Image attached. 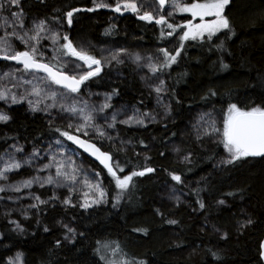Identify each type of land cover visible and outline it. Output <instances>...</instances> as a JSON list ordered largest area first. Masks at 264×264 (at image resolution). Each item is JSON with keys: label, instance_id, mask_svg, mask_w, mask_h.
I'll return each instance as SVG.
<instances>
[{"label": "trees", "instance_id": "1", "mask_svg": "<svg viewBox=\"0 0 264 264\" xmlns=\"http://www.w3.org/2000/svg\"><path fill=\"white\" fill-rule=\"evenodd\" d=\"M1 2L5 11L24 15L26 25L34 18L48 24L62 23V43H66L64 35L70 39L83 30L99 43L122 37L123 33L147 44L170 37L165 25L141 20L135 14L116 22V12L110 8L87 11L95 8L97 0H20L18 6ZM151 2L157 5L155 0ZM73 9L81 11L73 12L69 25L66 13ZM224 16L231 31L222 30L210 40L205 35L204 39L184 41L177 62L162 69L168 114L143 127L121 126L122 134L136 151H117L82 135L113 154L115 163L118 161L124 169L118 173L121 177L133 171L145 174L133 177L122 191L115 187L106 169L82 154L76 158L81 171L99 173L107 193L105 202L88 208L81 207L83 201L77 199L71 205L47 202L53 193L51 186L33 184L32 193L46 203L36 204L38 219L20 220L23 231L0 217V264H10L9 260L18 254L23 256V264H108L111 260L101 250L104 245H118L131 260L144 264H264V156L223 163L231 157L222 143L223 120L230 104L242 110L264 107V0H229ZM51 42L43 38L38 47H50ZM37 58L57 65L48 54L40 52ZM8 62L0 60L3 66ZM116 70L122 73V79H111V72ZM87 86L113 94V106L122 103L129 110H143L145 103L151 104V96L144 93L133 65L127 62L105 67L85 81L78 93L86 95ZM210 109L221 117L218 132H205L200 126L201 115ZM7 112L10 119L0 122V156L15 144L22 145L25 154H32L55 137L71 145L55 131L66 128L50 124L42 114H31L26 105L8 108ZM181 132L188 136L183 148L189 151V158L176 161L168 144ZM147 167L155 171L147 172ZM171 174L181 176V182L174 181ZM32 175V170L20 168L10 180ZM164 186L186 195V199L172 207L164 201L160 204L157 199ZM226 205L236 212L243 211L246 220L240 229L229 227L225 234L211 232V226L219 222L223 225L219 216L228 210ZM55 220L75 225L77 233L70 241H62L66 230L54 228L51 223ZM170 220L177 223L170 224Z\"/></svg>", "mask_w": 264, "mask_h": 264}, {"label": "rangeland", "instance_id": "2", "mask_svg": "<svg viewBox=\"0 0 264 264\" xmlns=\"http://www.w3.org/2000/svg\"><path fill=\"white\" fill-rule=\"evenodd\" d=\"M6 1L10 2V0ZM100 2L101 0H97V3ZM103 2L111 5L112 8L115 7V0H103ZM134 2L138 6L140 14L148 12L156 18H158L159 14H163L168 18L169 23L183 25L187 23L188 20L193 19L190 13L174 11L168 5L165 9H161L159 5L155 6L151 0H134ZM0 3H2L1 0ZM170 12L173 13L171 16H169ZM13 13L20 12L5 11L4 8L0 9V25H2V27H0V38L4 37L6 33L11 34L13 32L18 33L19 35H25V33H27L28 36L33 35V32L29 30L33 28L35 23L41 21V19L34 18L29 25H26L24 23V15L21 14L20 19L23 21V27L21 28L19 23H14V21L17 20V17L14 16ZM134 14L137 15L130 10L122 9L120 13L116 12L115 20L118 22L121 17ZM207 19H211V17ZM5 21H7V23H5ZM152 22H155V20ZM194 22L199 23V18L195 19ZM164 28L167 29V31H170L166 25ZM46 29L47 31L41 33V36L43 38L50 39L49 37H51L53 33H61L63 24L46 23ZM181 34L182 30L177 29V31L172 36L169 38L165 37L161 43L157 44H147L144 42L131 40L130 37H132V35L127 33H123L122 37L112 39L109 42L99 43L90 37L88 30L78 32L73 38H70L77 50L84 49L89 54L95 56L97 59H100L102 70L112 63L127 62L133 65L139 77V81L144 93L151 96V104L147 105L145 103L143 110H129L122 103H117L113 106L112 102L114 100V95L107 93L106 91L99 90L96 87L87 86L85 89L86 95L71 93L68 89L62 88L58 84L53 83L50 79H48L47 76L36 71H25L20 63H17L13 60H8L9 62L6 66L0 64V91L7 90V99L0 100V113L9 116L7 112L8 108L18 105H26L28 111L31 114H42L46 117L50 124L63 126L70 132H74V129H68L67 125L69 123L73 125L82 123L83 121L81 119L80 113L79 111L75 114L67 112L61 107V105H64L65 108L75 105L78 110L84 109L85 112H91L94 117V125L98 126L100 131L104 132V135L100 136L96 131H94L92 127H89L87 129L86 137L97 140L100 142V144L110 146L112 149L117 151H136L130 139L122 134L121 126L127 125L132 127H143L148 122L168 114L167 101L165 100L167 94V84L164 74L162 73V70L154 73L149 65L159 66L163 62L164 56L160 51L161 49H167L169 53L175 54L174 50L178 48L179 44L181 43L179 40V36ZM51 41L50 47L41 49L35 44V41H29L28 45H23L15 37H11V44L16 50L22 51L19 50L16 43L24 46L26 50H28L30 46H36L38 49L37 57L40 52L48 54V58L50 60H53L57 64L61 65L59 68L61 71H65L72 76L79 78L80 75H83L84 72L88 70L87 65L83 61H80L75 57L62 54L60 51V45L64 43H62L60 40L55 43L52 39ZM121 49L126 50V52H121ZM114 53H119L116 60L111 58V55ZM137 55L140 57L139 61L135 59ZM48 63L51 64L50 62ZM51 65L53 66V64ZM94 68L95 66H93V69ZM6 73L8 75H5ZM110 77L113 80H120L123 78V75L121 72L116 70L111 72ZM27 81H31V83H27ZM161 81H163V83H161ZM157 87H160L162 91L157 93L155 91ZM34 88L40 90L39 95H36L33 92ZM52 93L56 94L55 98L52 97ZM12 95L16 96L17 102H12ZM29 101H32V103L30 104ZM106 103L110 106L104 108V110L101 112L100 108ZM145 113L148 115L145 116ZM207 113L204 114V116L201 115L200 126L203 127L205 132H218L214 129L219 130L218 122L220 121L221 117H217L216 115L218 114L212 109H210ZM113 114H116L115 121H112L111 119ZM130 117L143 119V124H137L134 121L129 124L121 123V121L128 120ZM112 123L115 124V127H108V125ZM79 134L83 135L82 133ZM187 138L188 136L186 137V133L181 132V134L176 139L169 142V152L174 160L183 161L185 160V156L189 157V151H185L183 148L185 147V139ZM56 140L62 141L63 147L56 144ZM71 145L67 144V142H65L61 137H55L48 140L44 144L43 149L36 151L39 153L38 158L33 159L32 154H25L24 151H17V149H23V146L20 144L13 145L7 152L0 156V169L4 167L5 161L14 158L16 161L21 163V168L30 169L33 173V175L30 177H24L20 180H10L12 174L17 171L12 170L7 173V179L0 178V187L5 189L3 192H0V217H4L10 221L14 227H17L15 222L20 223V220L22 219L25 220L28 218H39V212L37 211V208L31 207L32 205L38 204V201L34 199V196L36 195L32 193L31 187L33 184L40 183L34 181L30 187L26 188L22 186V182L24 180L32 179L33 177H39L41 180H44L50 174L55 175V167L52 169H45L43 171L40 170L43 168L44 164H47L51 161L53 155H55L56 161L64 162L66 169L69 171H71L73 167V164L70 163V161L74 162V166L78 169L76 172L77 182L74 185V192L67 185L57 187L54 184H49L53 193L52 196L46 201L55 203L54 205H57V203L65 204L63 201L69 197H71L72 202L76 199L83 201V192L89 191L88 187L85 186V181L95 184L97 180L101 181V175L94 171L82 172L80 164L76 161V158L82 157V153L74 147H71ZM177 149H179V151H177ZM25 159H32V163L30 165L24 164ZM16 186L19 187V191L15 190ZM170 188V186H164V188L161 189L157 202L162 204L164 201L167 203V207L180 205L181 203L179 202L184 201L186 199V195L180 194L175 190L170 191ZM105 200L106 197L101 203L105 202ZM226 207H228V210L222 216H219V220L223 222V225H221L219 222L214 226H211L213 227L209 228L211 232L225 234L229 227L231 229H240L243 221L246 220L243 211L240 213L236 212V209L230 208L227 205ZM208 221L209 220H206L205 222ZM51 225L54 228H62L66 230V233L62 235V241L65 242L70 241L73 235L77 233L75 225L72 222H65V220H55L51 223ZM64 225L74 228L75 233H68ZM66 236L69 238L65 239ZM115 247L116 246L114 245H104L101 250L103 249V251L107 253L108 258L111 261H116L117 264H119V261L122 259L131 261L133 264H138V262L131 260L130 255L121 251L120 248L119 251L113 255ZM9 263L23 264V256L18 254L11 258Z\"/></svg>", "mask_w": 264, "mask_h": 264}, {"label": "snow or ice", "instance_id": "3", "mask_svg": "<svg viewBox=\"0 0 264 264\" xmlns=\"http://www.w3.org/2000/svg\"><path fill=\"white\" fill-rule=\"evenodd\" d=\"M11 4L19 5V0H10ZM95 3V0H93ZM229 2V0H192L191 3H188L187 0H158V3L161 8H163L166 3L169 7H171L174 11H178L181 13H190L193 19L188 20L187 23L173 24L168 22V18L159 14L158 18L154 17L151 13L145 12L140 14L139 8L134 0H115V7L112 8L111 5L104 3L101 0L100 3H95V8H89L87 11H94L97 8H111L113 11L120 13L122 9L130 10L133 13H136L141 20H146L148 22H152L155 20V23L158 25H166L170 31H168L167 35L172 36L177 29L182 30V34L179 36V40L181 43L178 48H176L175 54L169 53L167 49H161L160 51L163 53L164 60L159 65H149L152 68V71L155 73L162 69L170 68L172 64L177 62V58L181 54V50H183V41L187 40H197L204 39L205 35L210 40L214 35L221 32L222 30H229L230 22L223 15V10L225 5ZM4 5L0 3V9H2ZM81 11L80 9H73L66 13L67 23L69 25L72 24V16L73 12ZM173 13L170 12L169 16ZM14 16L17 17V20L14 23H19V26L23 27V21L20 19L21 13H13ZM211 17V19H207ZM199 18V23H195L194 20ZM7 23V21H5ZM2 27V25H0ZM29 31L33 32V35L28 36L27 33L25 35H19L16 32L11 34L6 33L4 37L0 38V59L5 60H13L17 63L23 65L24 70H35V71H43L47 73L48 79H50L53 83L58 85H63L64 88L68 89L71 93H78L80 91V86L90 78L97 76L102 71L101 60L97 59L95 56L89 54L86 50L77 48L73 45L72 41L68 38L67 35H64L62 39L66 41V43L60 45V51L63 55H69L77 58L80 61H83L87 65V71L84 72L83 75H80L79 78L76 76H68L59 70L61 65L57 64L56 66H51L50 64L42 63L37 58L38 49L36 46H30L26 51H18L11 44V37H15L21 44L28 45L29 41H35L36 45H39L40 41L43 39L41 33L47 31L46 29V21L41 20L38 23H35L33 28ZM163 34V29L161 30ZM27 37V38H26ZM50 39L53 42H58L61 38L59 33H53ZM121 52H126V50L121 49ZM119 53H114L111 55L113 60L118 58ZM137 61L140 60V57L137 55L135 57ZM119 62V61H118ZM93 66L95 68L93 69ZM225 67H227L225 65ZM5 75H8L7 73ZM27 83H31V81H27ZM163 83V81H161ZM157 93L161 92L162 89L157 87L155 89ZM33 92L36 95L40 94V90L34 88ZM215 93H212L214 95ZM55 93H52V97L55 98ZM7 99V90L0 91V100ZM12 102H17L16 96L12 95ZM31 104L32 101H29ZM54 106V105H53ZM107 103L104 104L100 111L102 112L104 108L109 107ZM65 111L70 113H77L79 111L82 123L78 125H73L69 123L67 125L68 129H74V133H82L83 135H87V129L92 127L94 131L98 133V135L103 136L104 132L100 131L98 126H95L93 121L94 117L91 112H85L84 109H77L75 105L68 106L65 108L64 105H61ZM145 116L148 114L145 113ZM10 117L6 114L0 113V121H8ZM112 121L116 120V114H113ZM135 122L137 124H143V119L130 117L128 120L121 121V123L129 124L131 122ZM108 127H115V124H109ZM215 131H219L218 129H214ZM61 136L66 137L67 140L74 142L79 145V147L84 148L86 151H89L93 156H96L97 159L100 160L102 164L107 168L109 175L113 178L115 182V187L121 189L122 191L127 189L135 176H143L145 174L144 171L141 172H131L130 175H124L121 177L118 173H122L124 171L123 168L119 166V162L115 163V167L111 163L112 156L109 153L102 152L99 148L96 147L95 144L91 143L88 140L81 139L79 135L73 134L68 130L61 131L60 128L55 129ZM56 144L62 145V141L56 140ZM142 143V142H141ZM224 148L230 154V159L227 161H223V163L231 164L236 160H239L243 157L248 156H264V107H252L248 110H242L237 107L236 104H230L227 110V116L223 120V140H222ZM17 151L22 152L23 149H17ZM179 151V149H177ZM39 153L34 151L32 153V158H38ZM189 157L185 156V160ZM147 159V158H146ZM32 163V159H25L24 164L30 165ZM71 171L66 169L64 162L56 161L55 155L52 156L51 161L47 164L43 165V168L40 170L43 171L45 169H52L55 167V175H48L44 180H41L39 177H33L32 179L24 180L22 182L23 187H30L34 181L40 183L43 186L44 183L54 184L57 187L67 185L73 192L75 191L74 185L77 182L76 172L78 169L74 166V162ZM21 163L16 161L14 158L4 162V167L0 169V178L7 179V173L12 170H18L21 168ZM147 172L155 171L153 168L147 167L145 169ZM171 178L176 182H181V176L176 174H171ZM85 186L88 187L89 191L83 192V202L80 204L83 208H88L92 204L101 203L106 197L107 193L102 186V182L97 180L95 184L88 183L85 181ZM5 189L0 187V192H3ZM15 190L19 191V187L16 186ZM231 195V194H230ZM40 204L46 203V201L40 200L39 196H34ZM120 194L118 193L116 196L117 203L119 202ZM65 204H72L71 197L65 199L63 201ZM219 203H224V201H220ZM37 205H32L31 207H36ZM75 206V205H72ZM115 206V205H113ZM205 205L201 202L200 207L203 208ZM17 229L23 231L18 222H15ZM170 224H175L177 221L170 220L168 221ZM248 223H252L251 220ZM67 229L68 233H75V229L69 227L68 225H64ZM48 229L45 227V231ZM69 237L66 236L65 239ZM59 244V241H57ZM99 251V249L97 250ZM119 251V246H116L114 249L113 255ZM214 257L215 253H211ZM101 259H105L104 256H101ZM108 264H117L116 261H109ZM119 264H133V262L128 261L126 259H122L119 261ZM138 264H144L143 261L138 262Z\"/></svg>", "mask_w": 264, "mask_h": 264}, {"label": "water", "instance_id": "4", "mask_svg": "<svg viewBox=\"0 0 264 264\" xmlns=\"http://www.w3.org/2000/svg\"><path fill=\"white\" fill-rule=\"evenodd\" d=\"M155 2L159 5L158 0H155ZM167 5H168V4L166 3V5H165L163 8H161V7H160V8H161V9H165V8L167 7ZM159 6H160V5H159ZM40 62H42V63H46V64H49L48 62H45V61H40ZM21 65H22V64H21ZM50 65H51V64H50ZM22 66H23V65H22ZM51 66H52V65H51ZM59 70H60V69H59ZM30 71H35V70H30ZM60 71H61V70H60ZM36 72H39V73H41V74L47 76V73H45V72H43V71H36ZM62 72H63L64 74L70 76V77L72 76V75H70L69 73H67V72H65V71H62ZM83 84H84V83H83ZM83 84L80 86V89L82 88ZM59 86H61L62 88H64L63 85H59ZM73 134H77V133H73ZM77 135H79V134H77ZM79 136H80L81 139L88 140V141H90L91 143L95 144L96 147L99 148L102 152L109 153V154L112 156V161H111V163H112L113 166L115 167V160H114V158H113V154H112L111 152H109V151H107V150H104V149L102 148V146H100L97 142L92 141V140H90V139H87V138L83 137L82 135H79ZM68 141H69V140H68ZM69 142L72 144V146H73L75 149L79 150L83 155H85L86 157L90 158L91 160H93L94 162H96V163L99 164L101 167H103L104 169L107 170V168L104 166V164H102V163L100 162V160L97 159L96 156H93L89 151H86L84 148L79 147V145L75 144L74 142H72V141H69ZM118 175H119V174H118ZM261 258H262V260H263V262H264V238H263V240H262V242H261Z\"/></svg>", "mask_w": 264, "mask_h": 264}]
</instances>
